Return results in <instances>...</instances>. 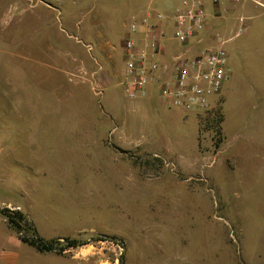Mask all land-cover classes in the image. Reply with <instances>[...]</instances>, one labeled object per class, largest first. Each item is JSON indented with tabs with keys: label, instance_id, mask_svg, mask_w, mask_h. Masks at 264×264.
Wrapping results in <instances>:
<instances>
[{
	"label": "rangeland",
	"instance_id": "1",
	"mask_svg": "<svg viewBox=\"0 0 264 264\" xmlns=\"http://www.w3.org/2000/svg\"><path fill=\"white\" fill-rule=\"evenodd\" d=\"M143 5L0 0V208L83 244L38 253L0 217L15 264H264V12L212 108L161 119L109 88Z\"/></svg>",
	"mask_w": 264,
	"mask_h": 264
},
{
	"label": "built area",
	"instance_id": "2",
	"mask_svg": "<svg viewBox=\"0 0 264 264\" xmlns=\"http://www.w3.org/2000/svg\"><path fill=\"white\" fill-rule=\"evenodd\" d=\"M254 1L264 9L260 0ZM167 20L173 23L168 30ZM212 29L203 0H181L170 15L150 7L133 15L119 82L125 96L144 99L156 83L159 98L169 108L187 114L209 111L231 77L226 41L216 36L210 42ZM169 43L177 47L172 53ZM167 55L165 62L158 59Z\"/></svg>",
	"mask_w": 264,
	"mask_h": 264
},
{
	"label": "crops",
	"instance_id": "3",
	"mask_svg": "<svg viewBox=\"0 0 264 264\" xmlns=\"http://www.w3.org/2000/svg\"><path fill=\"white\" fill-rule=\"evenodd\" d=\"M141 1V0H139ZM264 4V0H260ZM207 14L209 18L211 19V26H212V31L209 33L210 36V42H211V37H218L221 38L222 40L226 41L225 47L234 43L237 39L241 38L242 35L250 34V21L254 17L255 14H258V10H261L260 12H264V9L256 4L254 0H203ZM181 6V0H146V5H143L140 7V9L136 8L135 11L144 10L148 7L152 8L153 10L157 12H166L167 14H171L174 10L179 8ZM146 7V8H145ZM134 10L131 11L133 14L131 17L134 15ZM141 11V12H142ZM249 12L248 17H239L238 18V23L236 24H231L229 23V19L227 16H235L236 13L240 14L242 12ZM140 12V13H141ZM171 12V13H170ZM139 13V14H140ZM136 15V14H135ZM241 19L244 20V22H241ZM173 25L172 21L167 20L165 22L166 29L168 30L169 27L171 28ZM226 48V49H227ZM168 49L172 53V51L176 50L177 47L175 46L174 43H169ZM228 54H229V61H230V53L233 51V49H227ZM230 51V52H229ZM169 58V55L167 56H160L158 59L161 61L165 62ZM123 74H121L122 76ZM100 76V73H99ZM98 76V77H99ZM120 76V77H121ZM96 81V84H99L100 77ZM119 77V76H118ZM116 78V80L112 83L109 81L111 84L109 88L114 87L115 89L118 88V92L120 91L123 96L124 92L122 90V87L119 85V78ZM231 77L230 80L227 82L226 86L224 89H226L230 85ZM82 81H77L76 85H79ZM83 81L82 83H84ZM81 83V84H82ZM120 86V87H119ZM114 90V89H113ZM117 91V90H116ZM103 92L100 94L102 95ZM138 103H142L141 105L144 106V104L147 105H152L156 106L157 111L152 115V117H159L161 119H169L170 117H174L177 114H173V110L169 111L167 108L166 104L161 101L159 98V85L156 83H153L148 90V95L144 99H140L137 101H132ZM154 112V111H153ZM181 112V111H180ZM150 112L147 111V115L149 116ZM150 118V117H148ZM93 132V136H98V132ZM110 133V132H109ZM108 134H106L107 136ZM8 228V227H4ZM13 244L11 243V235H7L5 237L0 236V264H15V257H18L16 255V252L19 251L20 247V242L16 241L14 244L15 246H12Z\"/></svg>",
	"mask_w": 264,
	"mask_h": 264
},
{
	"label": "trees",
	"instance_id": "4",
	"mask_svg": "<svg viewBox=\"0 0 264 264\" xmlns=\"http://www.w3.org/2000/svg\"><path fill=\"white\" fill-rule=\"evenodd\" d=\"M0 217L4 218L8 226L17 233L22 244L35 249L38 253L65 254L66 251L83 245L70 239H65L64 244L58 240H45L39 235L33 220L20 210L0 208Z\"/></svg>",
	"mask_w": 264,
	"mask_h": 264
}]
</instances>
